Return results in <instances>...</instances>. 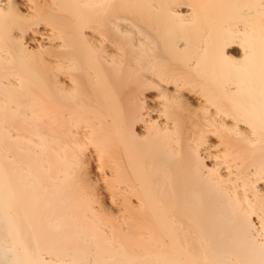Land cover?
Returning a JSON list of instances; mask_svg holds the SVG:
<instances>
[{"label": "bare ground", "instance_id": "1", "mask_svg": "<svg viewBox=\"0 0 264 264\" xmlns=\"http://www.w3.org/2000/svg\"><path fill=\"white\" fill-rule=\"evenodd\" d=\"M0 264H264V0H0Z\"/></svg>", "mask_w": 264, "mask_h": 264}]
</instances>
